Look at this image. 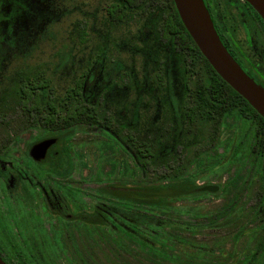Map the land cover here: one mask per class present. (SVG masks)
<instances>
[{
	"label": "trees",
	"instance_id": "trees-1",
	"mask_svg": "<svg viewBox=\"0 0 264 264\" xmlns=\"http://www.w3.org/2000/svg\"><path fill=\"white\" fill-rule=\"evenodd\" d=\"M147 10L149 13L155 12L160 18V37L177 41L180 47L189 52L190 65L186 73L191 85L189 84L188 101L182 107L184 116L181 112L176 115L180 127L190 139L206 132V143L194 152L190 149L188 153H191L192 158L188 157L186 161L185 154L181 152H175L172 158L162 159L161 164L166 168V172L160 174L156 171V178L148 181L149 183L139 182L128 187L124 181H105L106 179L100 176L95 178L98 186L95 189V197L107 204L108 213L103 212L101 217L95 210L88 219L66 221V225L76 229V233H72L70 237L77 247L75 253L71 252L72 256L69 257H86L92 259L94 264H99L97 252L99 249L105 251L101 244H106L112 255L137 254L138 258L163 262L162 258L167 256L169 249L195 246L205 250L202 264H264V206L260 211L259 208L255 209L256 216L250 211L246 214L238 213L242 196L249 192L255 182L257 191L253 194L257 198L263 197L264 202V118L217 73L203 55L182 22L174 0H114L110 7H107L108 15L114 22H121L129 12L143 13ZM86 34L87 31L83 30L81 38L85 39ZM198 54L203 58L204 64L198 59ZM85 76L86 74L82 75L75 85L69 87L61 96H57L45 72H19L17 86L13 89L10 101L0 106V126L4 130H38V135L30 133L29 148L45 139L56 138V142L51 146L54 151L50 154V168L41 177L59 179L60 184L67 180L68 185V180L72 179L77 168L75 154L80 167H87L85 155L73 150V141L77 133L85 131L84 127H106L120 134L110 114L103 112L98 104H88L83 91ZM181 116L185 118V125ZM225 128L229 133L223 138ZM123 138L141 162L142 172L148 171L153 163L159 164L160 155L155 156L147 142H139L131 132L124 134ZM117 143L115 137V142L107 145L109 151L115 152ZM80 144L84 145L83 142ZM224 157L231 160L232 166L238 165L236 173L227 184L217 185L219 188L216 191L209 189L207 181L199 184L200 179L206 178L203 175L218 167L220 159ZM29 160H33L31 156ZM111 160V170L109 174L107 172L109 176L115 173L120 165L119 159ZM125 169L132 175L136 174L127 162ZM220 191L228 200L222 209L215 213L216 219L214 216H208V223L196 225H187V222L177 219L182 215H202L201 207L193 204L181 205L178 202L200 201L210 194L219 195ZM66 194L84 202V194L90 193L68 185ZM120 211L125 215V228L116 231L114 227L120 226L117 222ZM252 217L259 218L261 224L245 233L247 229L244 223ZM227 226L233 231L237 230L232 236L233 242H241L243 235L247 234L250 245L239 249L243 254L242 258L236 256L235 252L238 250L231 248L228 253L224 252L225 257L229 254L227 258L221 255L220 259L209 260L215 257L214 253L217 251L208 248L205 241L190 238L184 233L195 235L204 229ZM64 237L61 234L58 242L63 243ZM79 244H86L88 247L81 249ZM222 250L220 248L218 252L223 253ZM152 251H159V256ZM144 252H150L151 255ZM110 254L106 252V259L112 264H119V259L110 258ZM190 261L191 264H196L195 260ZM197 263L199 264L198 261ZM185 264H188V261Z\"/></svg>",
	"mask_w": 264,
	"mask_h": 264
},
{
	"label": "rangeland",
	"instance_id": "rangeland-1",
	"mask_svg": "<svg viewBox=\"0 0 264 264\" xmlns=\"http://www.w3.org/2000/svg\"><path fill=\"white\" fill-rule=\"evenodd\" d=\"M113 1L0 0V105L11 96L19 72H45L51 80L54 94L61 96L77 79L88 72L89 67H92L101 55L107 56L108 65L105 72L96 78V87L89 100L94 104L99 102L114 119V125L122 126L123 134L135 133L139 142H147L155 156L160 155L159 164L153 163L148 171L142 172L141 162L121 136L116 133H113L114 136L107 135L105 132H110L109 130L97 127H88L85 132L81 131L73 141V150L85 155L87 167H80L75 154L77 168L72 181L75 187L90 193L84 194V200L87 202H90V196L96 195L95 189L98 186L95 178L99 176L106 179L105 181H124L128 187L139 182L153 181L156 171L160 174L166 172V168L161 164L162 159L172 158L175 152H181L185 154L186 161L188 157L192 158L191 153H188L190 149L194 152L206 143V132L190 139L180 127L176 113L182 111L188 99V91L185 90L183 67H180V73L174 76L172 86L168 74L160 70L161 66L166 67V62L168 64L171 52L169 47L160 41L159 16L151 13L140 17L142 14L129 12L123 23H117L110 19L107 12V7H110ZM83 30L87 31L85 39L81 38ZM154 57L158 62H162L161 65H158ZM181 115L184 116L182 112ZM181 119L185 125V118ZM26 131L33 135L38 133V130ZM228 133L225 128L223 138L227 137ZM115 136L117 142L123 143L124 148H116L115 152H111L107 145L115 142ZM82 142L84 145L80 144ZM100 144L101 150L97 147ZM112 158L119 159L120 165L115 173L109 176ZM220 160L218 167L203 175L206 178L200 179L199 184L206 181L210 186L227 184L236 173L238 165L232 166L227 157ZM126 162L136 171L135 175L126 171ZM256 191L255 182L249 192L242 196L239 214L250 211L251 198L254 201L257 199L254 195ZM227 200L228 197L226 199L220 191L219 195L210 194L200 201H180L178 204L201 207L202 215H182L177 219L187 222V225L206 224L209 222L207 217H215V213L222 209ZM244 224L247 229L245 233L255 227V221L250 219ZM236 232L237 230L233 231L227 226L204 229L195 235L184 233L190 238L205 241L208 248L217 251L213 259L208 258L214 260L222 258L221 255L227 258L229 254L225 257L224 252L228 253L231 248L238 250L235 252L238 258L243 257L239 249L246 248L250 242L247 240V234H244L241 242L233 247L234 242L231 239ZM101 247L105 248V251L99 249L97 263L112 264L106 259V252L110 254L107 245L101 244ZM220 248L223 253L218 252ZM144 253L151 255L150 252ZM152 253L159 256V251ZM166 254L167 256L162 258L163 262H151L138 258L137 254L129 253L110 254V258L116 257L119 264H185L187 261L191 264L190 260L202 264L205 250L203 247L186 246L171 248Z\"/></svg>",
	"mask_w": 264,
	"mask_h": 264
},
{
	"label": "flooded vegetation",
	"instance_id": "flooded-vegetation-1",
	"mask_svg": "<svg viewBox=\"0 0 264 264\" xmlns=\"http://www.w3.org/2000/svg\"><path fill=\"white\" fill-rule=\"evenodd\" d=\"M204 3L229 52L243 69L264 87L263 18L246 0H204ZM137 14H142L140 16L142 17L143 14L150 15L151 13L137 11ZM124 21L116 22L123 23ZM159 38L171 52L168 64L166 62V67L161 66L160 70L168 74L172 86L175 80L174 76L179 72L180 67L181 69L183 67L185 90L189 94L190 85L188 73H186L190 65L188 50L180 47L177 41L161 38L160 35ZM106 57L101 55L86 73L83 91L90 105L101 106L99 102L94 104L93 101H90L89 96L96 87V78L105 72L108 65ZM154 59L158 65H161L162 62H158L155 57ZM198 59L204 64V60L199 54ZM191 62L194 61L191 60ZM16 86L17 83L15 88ZM8 101H10V97L5 103ZM187 101L184 105L187 104ZM101 109L109 114L102 106ZM112 122L114 123V119ZM88 127L109 130L106 127L94 125L84 127L85 130ZM116 127L122 136L117 135L123 138L122 126ZM26 130L12 132L4 130L0 126V257L7 264H94L90 258L69 257L72 256L71 252L75 253L76 251L77 245L71 242L70 237L72 233H76V229L70 228L65 223L66 221L74 222V219L77 218L88 219L95 210L98 215L103 217V212L108 213L107 204L95 196H90V202H83L77 201L75 196L66 194L68 185L72 188L75 187L72 179L68 180L67 185V180L60 184L59 179L41 177L50 168V154L54 150L50 147L44 158L35 159L31 155L33 146L28 147L30 133H27ZM38 134L39 132L35 135ZM132 135L136 138L135 133ZM14 136H18L17 139H12ZM97 147L101 150V144ZM121 147L124 148V145L118 141L117 148ZM29 156L33 159L32 161L29 160ZM262 198H257L256 201L253 198L250 200L253 205L250 203L249 210L255 216L257 214L255 209L259 208L260 211L264 206ZM124 217V213L120 211L117 218L120 226L114 227L116 231L125 228ZM250 220L255 221V227L261 224L259 218L252 217ZM61 234L65 236L63 243L58 242ZM49 241H54V243H49ZM237 243L239 242H234L233 247H236ZM84 247L87 248L88 245L79 244V248L84 249Z\"/></svg>",
	"mask_w": 264,
	"mask_h": 264
},
{
	"label": "water",
	"instance_id": "water-1",
	"mask_svg": "<svg viewBox=\"0 0 264 264\" xmlns=\"http://www.w3.org/2000/svg\"><path fill=\"white\" fill-rule=\"evenodd\" d=\"M180 17L195 43L217 73L264 118V87L238 63L222 42L204 0H174ZM264 20V0H246ZM56 142L49 138L33 145L31 155L40 160ZM219 187L210 186L216 191ZM0 264H7L0 257Z\"/></svg>",
	"mask_w": 264,
	"mask_h": 264
}]
</instances>
